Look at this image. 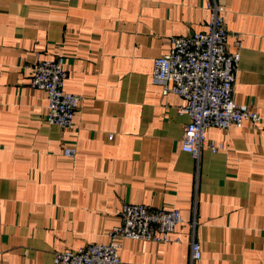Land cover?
Instances as JSON below:
<instances>
[{"label": "crops", "instance_id": "obj_1", "mask_svg": "<svg viewBox=\"0 0 264 264\" xmlns=\"http://www.w3.org/2000/svg\"><path fill=\"white\" fill-rule=\"evenodd\" d=\"M209 1L0 0V264L107 242L127 202L178 208L183 223L179 242L123 239L121 264H189L193 220L196 264H264V0H218L241 55L235 100L261 115L209 128L225 149L184 152L185 100L152 81L172 37L207 31ZM60 57L82 96L72 129L46 120L31 85L39 60Z\"/></svg>", "mask_w": 264, "mask_h": 264}, {"label": "built area", "instance_id": "obj_2", "mask_svg": "<svg viewBox=\"0 0 264 264\" xmlns=\"http://www.w3.org/2000/svg\"><path fill=\"white\" fill-rule=\"evenodd\" d=\"M207 6L210 10L207 31L172 37L169 51L155 58L152 71V81L161 85L165 93L173 92L185 100L179 107L180 114L189 117L182 150L196 159L203 147L214 153L226 148L223 143L207 139L209 128H241L245 121L261 119L249 104L238 103L234 97L241 55L239 50L230 52L227 49L226 7L218 0H210ZM32 69L31 85L47 94L46 120L72 129L82 96L64 88L67 77L64 58L39 60ZM63 153L74 158L77 150L67 147ZM120 217L121 224L110 230L107 242L56 251L54 264H121L123 239L180 241L173 236L177 226L183 223L178 208H151L127 202L121 208ZM189 226L192 235L189 264H196L202 259V245L195 239V220Z\"/></svg>", "mask_w": 264, "mask_h": 264}]
</instances>
